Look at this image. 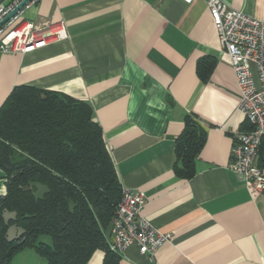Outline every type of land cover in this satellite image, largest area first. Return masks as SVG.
<instances>
[{"label": "crops", "instance_id": "1", "mask_svg": "<svg viewBox=\"0 0 264 264\" xmlns=\"http://www.w3.org/2000/svg\"><path fill=\"white\" fill-rule=\"evenodd\" d=\"M222 1L264 22V0ZM23 18L63 22L67 38L0 53V107L18 86L90 105L121 188L141 191V215L171 235L152 256L131 246L119 264H264V195L252 198L229 169L246 122L204 0H40ZM188 115L205 141L187 180L173 165ZM5 183L0 170V197ZM109 233L110 223L107 243ZM102 260L97 250L89 264Z\"/></svg>", "mask_w": 264, "mask_h": 264}, {"label": "trees", "instance_id": "2", "mask_svg": "<svg viewBox=\"0 0 264 264\" xmlns=\"http://www.w3.org/2000/svg\"><path fill=\"white\" fill-rule=\"evenodd\" d=\"M204 141L205 130L186 116L175 140L178 178L195 175ZM258 155L263 162L264 138ZM0 170L6 179L0 264H10L24 249H33L47 264H89L97 250L103 252L102 264H119L105 230L121 186L90 105L58 92L15 87L0 107ZM5 212L13 216L5 220ZM10 226L20 230L11 240Z\"/></svg>", "mask_w": 264, "mask_h": 264}, {"label": "built area", "instance_id": "3", "mask_svg": "<svg viewBox=\"0 0 264 264\" xmlns=\"http://www.w3.org/2000/svg\"><path fill=\"white\" fill-rule=\"evenodd\" d=\"M23 0H0V21ZM40 0H29L0 27V53L27 54L67 38L63 22H31L23 13ZM190 4L193 0H178ZM217 40L228 58L238 94L237 109L248 130L235 133L229 169L244 183L252 198L264 195V162L258 149L264 138V22L222 0H204ZM147 200L138 190L121 188L110 222L108 247L122 255L131 246L152 256L171 235L154 228L141 215Z\"/></svg>", "mask_w": 264, "mask_h": 264}, {"label": "rangeland", "instance_id": "4", "mask_svg": "<svg viewBox=\"0 0 264 264\" xmlns=\"http://www.w3.org/2000/svg\"><path fill=\"white\" fill-rule=\"evenodd\" d=\"M20 230L16 227H10L7 232V237L12 239L18 235ZM44 241L48 242L47 237L43 238ZM10 264H47L46 260L37 255L32 249H24L13 257Z\"/></svg>", "mask_w": 264, "mask_h": 264}, {"label": "water", "instance_id": "5", "mask_svg": "<svg viewBox=\"0 0 264 264\" xmlns=\"http://www.w3.org/2000/svg\"><path fill=\"white\" fill-rule=\"evenodd\" d=\"M29 0L21 1L11 12H9L1 21L0 27L5 24L19 9H21Z\"/></svg>", "mask_w": 264, "mask_h": 264}]
</instances>
